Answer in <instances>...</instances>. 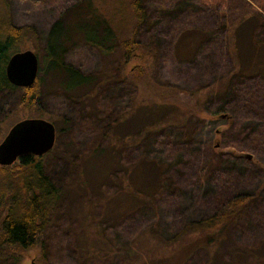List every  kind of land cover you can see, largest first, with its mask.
<instances>
[{
  "label": "rangeland",
  "instance_id": "rangeland-1",
  "mask_svg": "<svg viewBox=\"0 0 264 264\" xmlns=\"http://www.w3.org/2000/svg\"><path fill=\"white\" fill-rule=\"evenodd\" d=\"M8 1L12 22L28 26V37L17 48L30 49L38 56L43 98L41 108L26 111L16 104V91L0 97V141L16 121L28 117L47 119L63 130L43 158L45 170L50 175L52 172L54 181L61 186V197L48 228L45 251L48 263L233 264L234 247L245 245L246 234H252V228L240 221L215 249L207 244L206 236L188 235L176 244L172 237L178 223L171 220L178 217V212L174 211V201L164 200L167 195L178 196L181 199L178 211L183 215H188L186 210L203 211L198 209L197 200L211 193L214 183L209 173L200 179L196 177L194 165L201 166L200 155L206 143L216 149L210 170L216 167L237 172L238 180L251 173L249 185L239 190L252 193L260 188V203L264 202V171L255 168L254 163L243 162V159L260 161L262 156L244 151L242 157H233L228 153L232 150L230 141L226 144L228 139L240 140L256 122L250 120L239 126L234 120L235 125L230 126L225 112L212 111L217 102L224 103L229 86L224 87L222 73L209 71L207 64L195 57V53L203 52L200 42L194 38L182 40L174 60L166 65L154 61L142 80V59H129L121 67L123 52L118 48L104 53L79 41L68 47L64 61L79 67L91 81L65 91L63 76L47 68V63L43 68L40 60L57 9L63 1L78 0H43L39 5L31 0ZM97 8L107 10L110 15L121 8L122 12L117 11L110 19L118 27L120 38L128 36L131 26L128 0L84 1L75 11L85 21L89 15L84 12L94 10L96 16ZM194 8L186 14L188 19H182V25L185 22L194 27H202L206 22L208 25L209 15H195ZM257 37L264 42L260 33ZM248 41L249 31L245 29L236 50L244 65L251 59ZM258 51L256 72L264 70V46ZM131 69L140 73L130 76ZM158 133L188 144V156L182 161L189 166L184 169L186 174L174 167L164 169L156 194V213L147 200L150 195H145L155 172L151 166H143L142 161L156 155L154 141ZM158 153L156 162L165 166V153L160 150ZM248 154L252 159L247 158ZM142 213L146 215L142 217ZM198 218L199 215L192 214L188 221ZM38 254L37 249L31 250L22 264H41Z\"/></svg>",
  "mask_w": 264,
  "mask_h": 264
},
{
  "label": "trees",
  "instance_id": "trees-1",
  "mask_svg": "<svg viewBox=\"0 0 264 264\" xmlns=\"http://www.w3.org/2000/svg\"><path fill=\"white\" fill-rule=\"evenodd\" d=\"M42 1L31 0L36 5ZM84 1L90 3L91 0L63 1L44 39V55L40 60L42 67L47 63V68L55 70L59 77L63 76L61 82L64 78L62 85L65 91L87 85L91 81L90 76L81 73L79 67L64 61L71 44L82 41L104 53L118 48L123 52L121 67L129 59H142L144 80L146 70L152 69L154 61L168 64L176 57L179 42L197 39L203 52L195 53V57L201 58L209 71L222 73L220 79L224 81V87L229 86L224 103L217 102L212 106V111L225 112L230 126L235 125L234 120L239 126L250 120L256 122L242 136V140L228 139L226 144L230 141L229 146L232 147L228 153L233 157H242L244 151H250L253 155L262 156L260 161L243 159V162L254 163L255 168L264 171V70H255L256 58L260 54L258 50L264 46V42L256 38L257 33L264 38V0H128L131 26L128 36L124 38H120L118 27L110 19L117 11L121 13V8L112 15L103 8H97L96 16L94 10L90 12L88 9L84 12L86 16L89 15L88 19L81 21L83 15L75 10ZM191 7L196 10L195 15L208 14L210 23L194 27L185 22L183 26L182 19H188L186 14L192 12ZM182 8L184 12H181ZM245 29L249 31L248 42L252 50L247 65L239 60L240 55L236 51L240 46L239 36ZM28 34V26H18L12 22L9 1L0 0V97L16 91V104L26 111L33 107L41 108V68L38 67L34 83L23 88L8 81L5 66L9 57L19 51L18 44ZM129 73L130 76L137 74L134 69ZM62 132V129L56 128L54 146ZM154 145L157 156L158 150L165 153V166L156 162V155L143 159L142 165L151 166L155 172V179L149 181L152 186L144 194L150 195L147 200L158 213L156 194L161 184L162 172L168 167H174L186 174L184 169L189 165L182 158L188 156L189 146L183 141H175L168 134L159 133ZM203 150V155H200L201 166L196 168L195 164L194 172L197 171L196 177L199 179L209 173V178L214 183V190L206 197H199L197 194L198 209L203 211L186 210L188 215H183L178 211V201L181 200L178 196L167 195L164 199L169 203L174 201V211L178 212V217L171 220L178 223L173 228H178L172 237L174 243L184 241L188 235L206 236L207 244L215 249L218 242L242 221L243 226L252 228L253 233L246 234L245 245L237 244L234 247L231 256L232 261H235L233 264H264V202L260 203V188L252 193L239 190L249 185L247 181L253 175L247 172L244 178L238 180L237 172L220 171L216 167L210 170L216 149L205 143ZM48 152L42 155L23 154L10 165L0 166V264H22L33 249L38 250L41 264H49L45 256L46 240L61 197V186L54 181L52 172L50 175L45 170L43 158ZM192 214L199 215V218L189 222L188 217ZM145 215L142 213V217ZM251 223L253 227H250ZM244 232L245 230L243 234Z\"/></svg>",
  "mask_w": 264,
  "mask_h": 264
},
{
  "label": "water",
  "instance_id": "water-1",
  "mask_svg": "<svg viewBox=\"0 0 264 264\" xmlns=\"http://www.w3.org/2000/svg\"><path fill=\"white\" fill-rule=\"evenodd\" d=\"M38 56L30 49L14 52L5 66L8 81L17 87L31 86L38 74ZM56 139L55 125L44 118L28 117L16 121L0 141V166L10 165L20 155H42ZM251 159V155H247Z\"/></svg>",
  "mask_w": 264,
  "mask_h": 264
}]
</instances>
